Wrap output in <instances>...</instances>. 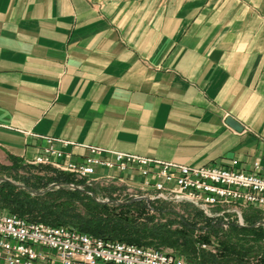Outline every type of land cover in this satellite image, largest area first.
Wrapping results in <instances>:
<instances>
[{
    "label": "crops",
    "instance_id": "0c3cea01",
    "mask_svg": "<svg viewBox=\"0 0 264 264\" xmlns=\"http://www.w3.org/2000/svg\"><path fill=\"white\" fill-rule=\"evenodd\" d=\"M50 144L264 167V0H0V151Z\"/></svg>",
    "mask_w": 264,
    "mask_h": 264
},
{
    "label": "built area",
    "instance_id": "2783aa9c",
    "mask_svg": "<svg viewBox=\"0 0 264 264\" xmlns=\"http://www.w3.org/2000/svg\"><path fill=\"white\" fill-rule=\"evenodd\" d=\"M87 150L85 159L75 162L69 154L50 144L28 163L69 173L77 180L85 181L86 184L80 186L86 187L105 186V183L118 186L114 181L123 182L124 178H117L115 172L122 175L137 172L143 181L138 191L126 190L131 199L149 196L152 203L189 204L199 209L206 218L220 221L224 227L232 224L231 214L238 216L239 226H244L245 209L264 211V167L260 159L254 162L253 171H247L239 168L237 161L229 167L189 166L96 146H88ZM99 168L110 173L95 179ZM201 247L207 249L208 244ZM0 262L195 264L173 251L108 240L65 226L31 222L9 212H0Z\"/></svg>",
    "mask_w": 264,
    "mask_h": 264
},
{
    "label": "trees",
    "instance_id": "16d2710c",
    "mask_svg": "<svg viewBox=\"0 0 264 264\" xmlns=\"http://www.w3.org/2000/svg\"><path fill=\"white\" fill-rule=\"evenodd\" d=\"M8 159V165L0 162V177L32 189L42 190L53 183L86 184L50 166L29 165L13 155H8ZM120 188L87 186L90 192L105 195L109 200L119 199L112 193ZM169 205L154 202L150 207L145 200H140L118 206L97 202L89 193L62 187L33 195L12 182H0V210L5 209L31 222L65 226L91 236L139 246L174 248L195 264H264V229L252 226L261 220L259 216H247L250 226L232 222L228 227L230 231L226 232L221 230L220 221L212 224V220L196 207L190 210V205L186 204L188 213L183 215ZM213 238L218 240L216 253L201 247Z\"/></svg>",
    "mask_w": 264,
    "mask_h": 264
},
{
    "label": "rangeland",
    "instance_id": "374dc122",
    "mask_svg": "<svg viewBox=\"0 0 264 264\" xmlns=\"http://www.w3.org/2000/svg\"><path fill=\"white\" fill-rule=\"evenodd\" d=\"M0 162L3 163V164H5V165L10 164L9 159L5 156V154L2 151H0ZM28 164L30 165L32 163H28ZM32 165H34V164H32ZM56 170L57 171H61V170H58V169H56ZM5 178H7V177H5ZM11 181L14 182L13 180H11ZM16 184H18V183H16ZM111 185L112 186H116V185H114L112 183H105V187L111 186ZM117 187H121V186L118 185ZM91 193L94 194V195H96L93 192H91ZM112 195L114 197H117V198L119 197V199H121L122 201L125 200V199H127V198H130L129 193L126 192L125 188H122V187L120 189L114 191L112 193ZM97 198L100 199V200H102V201L108 199V197H105V195H98ZM169 206L172 207V208H174V209L176 208V210L179 211L183 215H186L188 213V211H187L188 206H186V204H170ZM192 207H194V206L190 205L188 209L192 210L193 209ZM0 212H5L6 213L8 211L5 210V209H2V210H0ZM251 215L252 216L253 215H257L261 219L259 222L255 223L254 225H252V224L251 225L253 227H262L264 229V225H262V224L259 225V223L261 221H264V211L262 209H258V208H249V209H245L243 211V221H244L243 223H244V226H250L248 224V222H247L246 219H247V216H251ZM230 217L233 220L232 221L233 223L239 225V220H238V216L237 215L231 214ZM212 222H213L212 224H217L216 221H212ZM220 224H222V223H220ZM214 226L216 228H218V225H214ZM221 230H224L226 232H229L230 231L228 227H224L223 225L221 227ZM207 244H208V248L206 250L209 251V252H212V253H216L217 246H218V240H217V238H213L212 241L210 243H207ZM262 244L264 245V239L262 240ZM163 249L168 250V251H173V252H176V253L180 254V252L179 251H176L174 248H163ZM180 255L183 256L182 254H180ZM250 264H255V263L251 262Z\"/></svg>",
    "mask_w": 264,
    "mask_h": 264
},
{
    "label": "water",
    "instance_id": "95a60500",
    "mask_svg": "<svg viewBox=\"0 0 264 264\" xmlns=\"http://www.w3.org/2000/svg\"><path fill=\"white\" fill-rule=\"evenodd\" d=\"M227 123H229L230 126H232L233 128H235L236 130H242V127L232 118H228L227 119ZM0 182H12L10 179L8 178H5L4 177H0ZM13 184H16L14 182H12ZM17 186H19V188H22V189H25L27 191H29L31 194L33 195H43L49 191H52L54 189H58V188H63V189H70V190H78V191H81V192H84V193H89L93 196V198L97 201V202H102V203H113V204H116V205H124V204H127V203H131V202H135V201H140V200H145L148 205H151L152 203V199L149 197V196H141V197H137V198H132L130 201H121V200H100L97 198L96 195L92 194L89 190H87V187L86 186H80V185H76V184H67V183H53L49 186H47V188L45 189H42V190H36V189H32V188H29V187H26L25 185L23 184H16ZM264 225V221H261L259 223V225Z\"/></svg>",
    "mask_w": 264,
    "mask_h": 264
}]
</instances>
